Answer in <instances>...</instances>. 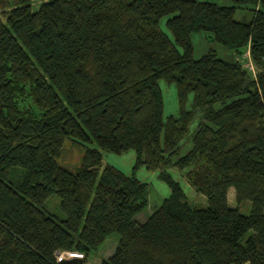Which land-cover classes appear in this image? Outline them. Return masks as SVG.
Returning <instances> with one entry per match:
<instances>
[{
    "label": "trees",
    "instance_id": "16d2710c",
    "mask_svg": "<svg viewBox=\"0 0 264 264\" xmlns=\"http://www.w3.org/2000/svg\"><path fill=\"white\" fill-rule=\"evenodd\" d=\"M230 1L0 0V264H86L113 232L99 264H264V0ZM199 31L248 48L259 71L212 50L194 58ZM159 80L175 84L177 115L163 117ZM65 139L85 148L75 171L56 160ZM129 150L131 174L102 166L103 151ZM140 166L170 188L145 218ZM169 167L190 168L205 207ZM63 249L84 256L56 262Z\"/></svg>",
    "mask_w": 264,
    "mask_h": 264
},
{
    "label": "rangeland",
    "instance_id": "374dc122",
    "mask_svg": "<svg viewBox=\"0 0 264 264\" xmlns=\"http://www.w3.org/2000/svg\"><path fill=\"white\" fill-rule=\"evenodd\" d=\"M43 0H32V8L35 9ZM218 3L229 4L230 0H215ZM246 14L247 17H250V12L245 9H240L236 13V17H240L242 14ZM166 16L161 18L160 26L163 30H165L169 35L172 36L170 30L165 24ZM192 42H193V57L199 58L204 53L209 50H212L216 53L217 56L225 59V60H233L236 57L239 58L243 67L246 68L252 75L255 72H258L259 69L253 64L251 57L248 52V48L243 49L240 55L235 56L234 51L224 48L219 42L212 40L209 36H207V32L199 31L194 32L192 34ZM159 87L162 91L163 100H164V108H163V117H167L168 115H177L178 114V101H177V92L175 84L166 83L164 80H159ZM192 100V94H189L186 107L190 108ZM199 121V115H197L189 124L188 132L185 137L180 142L179 155L185 154L188 149L192 145V135L197 127V123ZM94 146V144H90ZM85 148L82 145L77 144L71 139H65L59 156L56 158L57 162L68 168L71 171H75L82 162V157L84 154ZM102 166L106 164L113 165L118 169L122 170L127 174H131L133 171V166L136 159V154L134 150H129L122 154H116L108 151L102 152ZM190 168L185 167L183 169H178L176 167H169L168 171L172 175V177L177 180L186 196L187 200L190 204L195 207H205L207 205L206 197L197 192L186 177V173ZM136 177L147 184V199L148 203L143 211V218L147 217L154 208L158 207L164 198L168 197L170 194L169 186L159 177L160 170H148L144 166L138 167L134 170ZM228 201L232 207L238 206L239 211L243 214H248L251 209V202L245 201L244 203L237 205L235 202V192L233 188L228 190ZM59 199L54 195L51 196L47 201V206L52 210V212H56L61 214L58 207ZM62 215V214H61ZM119 234L117 232H113L107 236V238L103 241V243L97 248V250L92 251L89 254L86 264H99L101 259L111 255L118 243ZM248 264V263H245Z\"/></svg>",
    "mask_w": 264,
    "mask_h": 264
},
{
    "label": "built area",
    "instance_id": "2783aa9c",
    "mask_svg": "<svg viewBox=\"0 0 264 264\" xmlns=\"http://www.w3.org/2000/svg\"><path fill=\"white\" fill-rule=\"evenodd\" d=\"M256 72L253 73V76H255ZM84 255L73 249H63L59 250L55 254L56 262H62L64 260H70L72 258H82Z\"/></svg>",
    "mask_w": 264,
    "mask_h": 264
},
{
    "label": "crops",
    "instance_id": "0c3cea01",
    "mask_svg": "<svg viewBox=\"0 0 264 264\" xmlns=\"http://www.w3.org/2000/svg\"><path fill=\"white\" fill-rule=\"evenodd\" d=\"M248 52H249V50H248ZM235 56H237V54L235 53ZM239 60V58L238 57H236L235 59H233V60ZM233 60H230V61H233ZM227 61H229V60H227Z\"/></svg>",
    "mask_w": 264,
    "mask_h": 264
}]
</instances>
